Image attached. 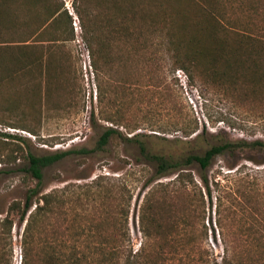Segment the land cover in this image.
I'll return each instance as SVG.
<instances>
[{"label": "rangeland", "instance_id": "rangeland-1", "mask_svg": "<svg viewBox=\"0 0 264 264\" xmlns=\"http://www.w3.org/2000/svg\"><path fill=\"white\" fill-rule=\"evenodd\" d=\"M92 1L55 0L72 18L71 40L54 47L58 51L55 61L62 59V69L52 66L48 77L40 70H33L10 82L6 71L1 73L0 217L5 215L12 201H22L26 190L35 183L23 171L27 154L40 156L70 151L44 170L43 191L67 187L68 214L77 215L78 225L82 227L73 229V234L79 233L86 240V236L96 233L102 220L109 229L115 210L119 209H113V185H123L129 202L119 203L127 212L128 232L137 248L143 196L150 188L167 185L168 194H163L160 187L154 194L155 216L170 220L180 217L181 222L182 209H188L192 199V205H196L194 215H199L198 219L187 221L186 238L191 244L179 248L176 263L207 264L204 260L211 258L212 253L219 258L222 252L214 199L212 202L204 189L200 198L194 185L190 186L191 191L187 189L182 196L176 195L173 182L177 173L155 177L149 164L141 158L137 160L135 142L112 139L104 150L97 149L96 142L106 127L113 126L125 137L145 135L142 139L152 151L174 157L201 154L219 140L264 141V93L253 94L250 89H241L239 84L235 90L224 93L212 85L188 81L185 73L174 66L165 51L167 37L159 30L161 25L151 32L147 24L161 11L194 13L198 7L195 0H95V5ZM115 1L118 2L114 5ZM116 7L119 10H113ZM124 10L126 13L130 10L131 35L106 36V28L102 27L104 16L116 15L117 11L122 15ZM26 44L36 45V42L29 40ZM37 47L27 50L28 58L37 56L42 49ZM101 47L104 48L102 57L108 62L102 83L108 89L109 101L104 104L97 99L90 56L92 49ZM230 75L239 76L234 71ZM106 119H114L119 125ZM187 123L198 127L200 137L181 135L180 127ZM81 148L92 152L80 155ZM263 168L264 150L247 148L233 155L216 157L206 173L211 179L222 180L224 174L233 175L236 170L244 176L253 174L251 170ZM185 171L190 172L195 184L201 187L198 167L191 165ZM148 180L149 187L142 188ZM105 192L111 199L102 197ZM201 199L204 205L198 208ZM226 223L227 229L239 233V222L232 221L230 215ZM13 249V264H20L16 229Z\"/></svg>", "mask_w": 264, "mask_h": 264}, {"label": "trees", "instance_id": "trees-1", "mask_svg": "<svg viewBox=\"0 0 264 264\" xmlns=\"http://www.w3.org/2000/svg\"><path fill=\"white\" fill-rule=\"evenodd\" d=\"M93 1L95 5L96 1ZM195 4L198 7L194 13L161 11L147 24L151 32L161 25L159 30H163L167 37L165 51L174 66L185 73L188 81L197 80L224 93L235 90L238 84L253 94L264 93V0H195ZM62 8L55 0H0V83L4 71L10 82L33 70H40L44 77H48L52 66L63 68L62 59L55 61L58 51L54 47L71 40L69 35L73 31L72 18ZM129 14L130 10L122 15L117 11L116 15L104 16L102 27L106 28L105 35H131ZM235 16L243 22L239 23ZM29 40L36 45L26 44ZM37 46L42 48L40 52L28 58L30 53L27 50L39 48ZM90 53L97 99L104 104L109 101L108 89L102 83L103 73L107 70L104 66L108 62L104 61L105 56L102 57L104 48L92 49ZM231 71L239 76H231ZM106 121L119 125L114 119ZM197 131L198 127L192 123L180 127L183 137L192 134L195 138L200 137ZM143 136L125 137L114 126L106 127L96 146L104 150L112 139L135 142L137 160L141 158L149 164L155 177L177 173L173 182L176 195L182 196L194 185L200 192V198L201 189H204L212 202L214 199L222 252L219 258L212 253L211 258L204 260L205 263L264 264V168L251 170L253 174L244 176H240L237 170L232 172L233 175L226 173L223 182L216 177L211 179L206 173L216 157L233 155L247 148L264 150V141L219 140L201 154L185 153L174 157L152 151ZM91 152L81 148L78 154ZM70 153L64 151L40 156L29 153L25 156L27 165L23 171L35 183L26 190L22 201H12L5 215L0 217V264H13L14 229L19 236L20 264H177L180 249L191 244L186 238L187 221L199 218V215H194L196 205H192L193 199L188 209H182L181 222L180 217L178 220L160 218L153 214V209L157 208L153 197L158 187L165 195L170 192L167 190L169 187L158 185L154 190L150 188L140 206V242L136 248L128 232L127 212L119 203L129 202L125 197L126 188L113 185V209H119H114L116 215L110 228L102 220L96 227V233L82 239L81 234L71 232L82 227L78 225L77 215L70 217L68 214L67 187L43 191L44 170ZM191 165L199 169L201 187L195 184L191 173L185 171ZM150 183L148 180L142 188L147 189ZM213 192L216 195L213 196ZM102 197L111 199L107 192ZM200 201L198 208L204 205L203 199ZM229 215L232 221L239 222L241 229L237 234L227 229Z\"/></svg>", "mask_w": 264, "mask_h": 264}]
</instances>
